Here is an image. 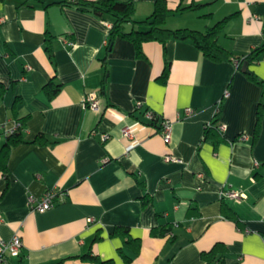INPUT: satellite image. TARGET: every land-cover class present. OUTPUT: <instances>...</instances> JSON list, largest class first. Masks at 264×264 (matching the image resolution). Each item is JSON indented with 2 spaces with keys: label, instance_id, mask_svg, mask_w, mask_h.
<instances>
[{
  "label": "crops",
  "instance_id": "crops-1",
  "mask_svg": "<svg viewBox=\"0 0 264 264\" xmlns=\"http://www.w3.org/2000/svg\"><path fill=\"white\" fill-rule=\"evenodd\" d=\"M59 1L0 0V82L7 87L0 125L21 121L25 139L10 150L7 177L0 175V191L8 183L0 243L16 233L23 242L11 261L76 264L73 257L91 250L113 264H205L202 253L221 243L226 254L212 264H264V107L255 137L264 87L190 41L145 42L138 56L118 38L106 53V21ZM132 1L137 19L153 13L156 0ZM166 2L173 29L205 31L235 14L218 36L234 56L264 43V0ZM249 68L264 80V54ZM52 79L60 89L50 97L44 86ZM88 93L98 95V109L86 107ZM222 98L223 138L203 141ZM146 111L172 123L169 141L147 124ZM38 135L42 142H34ZM47 190L55 191V206L35 211L29 197ZM224 190L242 197H224ZM117 226L129 228L137 249L114 235ZM164 227H171L165 236Z\"/></svg>",
  "mask_w": 264,
  "mask_h": 264
},
{
  "label": "trees",
  "instance_id": "trees-1",
  "mask_svg": "<svg viewBox=\"0 0 264 264\" xmlns=\"http://www.w3.org/2000/svg\"><path fill=\"white\" fill-rule=\"evenodd\" d=\"M58 3L76 7L82 12L93 13L102 20L110 23L106 42V53L111 50L114 42L118 38L131 41L136 47L138 56H144L143 44L145 42L158 41L165 47L167 42L171 39L190 41L197 48L202 50L204 55L215 61L231 60L235 62L236 66L241 69L252 81L264 87V80H262L254 71L249 68L251 64L258 61L262 54H264V43L252 49V51L246 55L234 56L229 49L223 47L218 42V36L220 32L235 14L226 16L214 26L208 27L205 31H200L190 28L173 29L167 27L166 24L171 10L168 8L166 0H156L153 13L144 19H137L135 17L136 7L134 1L132 0H60ZM202 6L203 4H193L188 8L196 10ZM52 39V37L47 38L46 47L51 56L53 54V45L51 42ZM167 75L168 68L166 67L160 77L161 80L165 81ZM59 89L60 85L56 84L53 79L44 86V90L49 94L50 97L54 96ZM6 92L7 87L0 82V99L6 94ZM223 98L217 106L216 113L210 122L204 127V134L202 137L203 141L213 139V141L217 143L223 138V130L220 128L219 121L223 107ZM263 107V101L259 102L257 108L255 137L258 135L263 114ZM136 108L137 109L135 112L139 111V106ZM15 111L16 104L14 105V112ZM135 112L133 115L137 118H141L140 116H137ZM146 112H140V114H145ZM151 112L154 116L148 121V123H146L154 126L158 130H161L164 120H160L153 111ZM20 123L21 126L14 133L3 135V141L0 143V175L6 177L9 172L8 161L11 148L17 144L25 142L22 133L23 124L21 121ZM1 134L2 131L0 130V135ZM43 138L44 136L38 135L34 139V142H42ZM44 141H46V139H44ZM138 182L144 189H146L143 180H138ZM7 188L8 183L4 189L0 191V198ZM150 201L151 197H149L148 193H146L144 196V202ZM223 210L226 215L235 218L236 214L226 205H224ZM170 229L171 227H164L160 230V234L165 236ZM115 234H119L123 237L124 246H134L136 249L139 246V240L131 236L128 227L117 226L114 230V235ZM119 251L122 255L127 256L124 247H121ZM225 254L226 248L221 243H216L210 251L202 253V258L205 260V264H212L214 262L222 261ZM73 258L78 260L76 264H113L112 259L103 260L98 255L93 254L91 250H88L83 254L76 255ZM61 262L62 261H60L58 264H61Z\"/></svg>",
  "mask_w": 264,
  "mask_h": 264
},
{
  "label": "built area",
  "instance_id": "built-area-1",
  "mask_svg": "<svg viewBox=\"0 0 264 264\" xmlns=\"http://www.w3.org/2000/svg\"><path fill=\"white\" fill-rule=\"evenodd\" d=\"M108 27L110 26L109 22H106ZM68 45H72V42L66 41ZM228 95V91L226 90L224 93V96L226 97ZM221 101V100H220ZM218 102V105L220 103ZM84 103L86 107H91L93 109L99 108V99L98 95L95 93H88L84 99ZM217 105V106H218ZM140 106V104L137 105V107ZM193 110L190 107H187L185 109V113L187 115L191 114ZM145 116L148 120H151L154 116L151 111H147L145 113ZM21 126V123L19 121H16L14 126L12 128H4L0 125V130L2 131V134L0 135V139L3 137V135L12 134L14 133L19 127ZM171 128L172 123L168 120H164L162 124V128L160 130V133L163 135L165 140L169 141L171 136ZM220 128L223 129V125L220 123ZM122 134L127 137H131L133 134V130L130 127H125L122 129ZM108 138V135H103V140H106ZM166 160L174 159L173 156H166ZM109 160V157H104L103 161L106 162ZM222 196L229 197L235 200H239L242 197V193L234 190L230 191H222ZM29 202L32 206V208L37 212H44L46 210L51 209L56 204V193L54 190H47L41 197L36 198L34 196L29 197ZM91 221V219H89ZM23 248V242L21 236L16 233L13 235V237L9 241H4L0 243V264H14L11 260L12 258L19 257L21 254Z\"/></svg>",
  "mask_w": 264,
  "mask_h": 264
}]
</instances>
